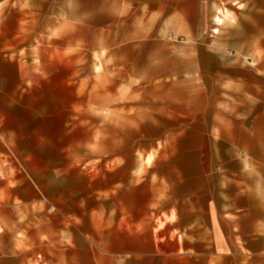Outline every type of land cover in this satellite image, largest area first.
I'll list each match as a JSON object with an SVG mask.
<instances>
[{"label": "rangeland", "instance_id": "1", "mask_svg": "<svg viewBox=\"0 0 264 264\" xmlns=\"http://www.w3.org/2000/svg\"><path fill=\"white\" fill-rule=\"evenodd\" d=\"M0 53L69 130L58 172L0 163V264H157L145 230L188 201L198 233L213 208L191 264H264V0H0Z\"/></svg>", "mask_w": 264, "mask_h": 264}, {"label": "crops", "instance_id": "2", "mask_svg": "<svg viewBox=\"0 0 264 264\" xmlns=\"http://www.w3.org/2000/svg\"><path fill=\"white\" fill-rule=\"evenodd\" d=\"M49 83V78L36 65L0 53V163L6 158L23 159L27 163L19 164V167L29 173L38 170L58 172L63 158L67 164L68 145H61L69 135L67 119H63V107L53 112L52 106L47 107L40 101ZM57 87L61 88V85ZM54 115L57 122L53 120ZM55 123L57 126L54 130ZM31 158L44 159L31 161ZM12 187L18 190L15 197L20 203L35 201L38 186L30 177L28 180H16ZM229 202L228 196H222V204L227 205V211L220 216L221 223L226 224V228L222 226L219 230L223 238L228 236L224 229H231V217H234L229 210ZM186 204L180 211L176 206L167 209L169 214L159 227L145 230L149 260L157 264L195 263L196 258L192 257L196 255L193 241L198 234L204 236L200 241L204 242L205 248L208 237L209 260H212L213 208L208 211L200 227L202 230L198 233L190 201ZM258 241L264 246V238H258ZM263 248L244 247L248 252H262ZM119 253L134 256L133 249L119 251L114 255V261L121 256Z\"/></svg>", "mask_w": 264, "mask_h": 264}]
</instances>
